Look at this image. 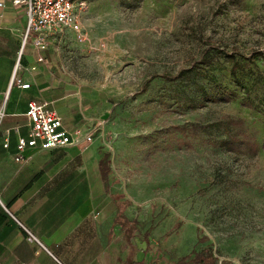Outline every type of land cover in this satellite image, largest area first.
Returning a JSON list of instances; mask_svg holds the SVG:
<instances>
[{"label": "rangeland", "instance_id": "1", "mask_svg": "<svg viewBox=\"0 0 264 264\" xmlns=\"http://www.w3.org/2000/svg\"><path fill=\"white\" fill-rule=\"evenodd\" d=\"M84 1L86 44L67 32L55 54L94 110L147 263L212 250L217 264H264V0ZM229 118L244 121L240 153L211 127Z\"/></svg>", "mask_w": 264, "mask_h": 264}, {"label": "crops", "instance_id": "2", "mask_svg": "<svg viewBox=\"0 0 264 264\" xmlns=\"http://www.w3.org/2000/svg\"><path fill=\"white\" fill-rule=\"evenodd\" d=\"M0 2V264H148L132 205L125 211L130 222H117L118 193L107 190L100 171L105 147L83 139L62 148L29 147L16 159L19 138L31 130L32 100L50 102L64 127L83 137L99 128L55 54L59 36L39 50L31 32L22 49L26 11L12 0ZM15 71L29 88L13 82Z\"/></svg>", "mask_w": 264, "mask_h": 264}, {"label": "built area", "instance_id": "3", "mask_svg": "<svg viewBox=\"0 0 264 264\" xmlns=\"http://www.w3.org/2000/svg\"><path fill=\"white\" fill-rule=\"evenodd\" d=\"M12 4L15 7H23L27 14V29L23 37L22 49L28 42L31 32L36 35L33 43L39 50L49 48L50 36L57 34L60 40H63L67 32L73 33L77 44H86L87 34L80 18V13L86 4L84 0H12ZM3 5L0 2V6ZM16 71L13 82L15 81L23 89L29 88L30 84L16 78ZM26 115L31 130L27 137L19 138L17 160L22 159V153L29 147L62 148L81 142L83 139L93 143L97 133V129H94L83 137L80 130L72 131L65 128L61 116L48 101H30ZM102 124L99 122V125ZM5 146H8V139Z\"/></svg>", "mask_w": 264, "mask_h": 264}, {"label": "trees", "instance_id": "4", "mask_svg": "<svg viewBox=\"0 0 264 264\" xmlns=\"http://www.w3.org/2000/svg\"><path fill=\"white\" fill-rule=\"evenodd\" d=\"M260 55L264 56V52ZM169 80H174L180 77V74L176 75H169L167 74L165 76ZM205 91V88H203ZM244 121L241 119H231L226 121H218L211 124V127H216L217 131H222L226 133L228 136L224 139L218 140V145L223 148L226 152L236 154L243 151L242 143L243 140H240L237 135L233 134V128L237 127H243ZM249 147L251 151H253L254 154H258L260 149V144L256 140H252V142L249 144ZM100 171L103 176V179L107 183V190L109 188L108 185V179L109 174L111 172V153L107 151L106 149H100ZM124 196L116 194L114 196V199L116 201L117 207L119 209V214L117 217V222H130V219L126 217L125 211L128 207L132 205V203L128 200H122ZM151 228H149L146 232V235H150ZM204 251V250H203ZM190 264H217L218 259L213 254L212 250H205V252H198L195 253L194 258H192L190 261Z\"/></svg>", "mask_w": 264, "mask_h": 264}]
</instances>
